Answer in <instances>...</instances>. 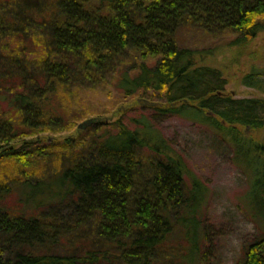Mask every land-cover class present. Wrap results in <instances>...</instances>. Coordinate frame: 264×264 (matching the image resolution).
I'll return each mask as SVG.
<instances>
[{
	"label": "trees",
	"instance_id": "16d2710c",
	"mask_svg": "<svg viewBox=\"0 0 264 264\" xmlns=\"http://www.w3.org/2000/svg\"><path fill=\"white\" fill-rule=\"evenodd\" d=\"M183 29L246 46L264 0H0V264H210L209 187L152 124L46 136L82 118L67 93L110 75L232 146L256 227L237 264H264V142L246 130L264 129V66L242 78L261 95L226 94L224 71L200 60L217 46L182 45ZM15 189L26 201L7 206Z\"/></svg>",
	"mask_w": 264,
	"mask_h": 264
},
{
	"label": "rangeland",
	"instance_id": "374dc122",
	"mask_svg": "<svg viewBox=\"0 0 264 264\" xmlns=\"http://www.w3.org/2000/svg\"><path fill=\"white\" fill-rule=\"evenodd\" d=\"M179 43L194 48L217 46L213 54L201 58L202 63L220 67L227 79L224 92L234 97H252L262 94L255 87L242 82L243 75L253 66H264V32L246 46L227 47L218 37L201 31L183 29ZM151 60V63H154ZM69 106L77 111L78 121L72 120L68 129L46 133L57 141L77 136L93 119L113 122L119 118L131 126L148 122L157 128L182 155L187 166L209 187L202 219L208 225L210 243L215 255L210 264H237L242 246L256 232L255 223L244 207L248 178L234 161V149L208 123L179 114H164L138 103L142 94L126 96L117 86V79L109 76L98 83H84L67 93ZM262 139L264 129L248 130ZM26 194L15 189L2 197L7 206H20ZM30 203V202H28Z\"/></svg>",
	"mask_w": 264,
	"mask_h": 264
},
{
	"label": "water",
	"instance_id": "95a60500",
	"mask_svg": "<svg viewBox=\"0 0 264 264\" xmlns=\"http://www.w3.org/2000/svg\"><path fill=\"white\" fill-rule=\"evenodd\" d=\"M138 103H140L141 105L144 106H154L156 104V102L149 100L148 98L142 97L138 99ZM262 139H264V130L262 133Z\"/></svg>",
	"mask_w": 264,
	"mask_h": 264
}]
</instances>
